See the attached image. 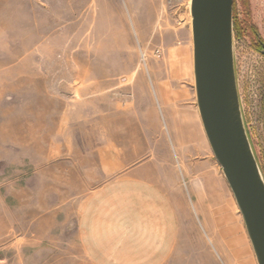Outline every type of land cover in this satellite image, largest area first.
<instances>
[{"label":"rangeland","instance_id":"1","mask_svg":"<svg viewBox=\"0 0 264 264\" xmlns=\"http://www.w3.org/2000/svg\"><path fill=\"white\" fill-rule=\"evenodd\" d=\"M234 22L243 117L253 152L264 167V0H235ZM100 57L119 63L74 64ZM139 79L145 80L143 91L132 88ZM164 79L171 82L162 83ZM163 84L174 87L168 96L180 97V109L190 104L198 113L189 4L172 14L165 12L163 0H0V264H45V237L52 228L53 237L59 238L62 222L73 239L84 198L116 176H86L81 189L65 178L79 159L85 160V169L93 168L89 155L99 148L97 139L108 137L107 130L93 129L94 98L119 110L134 109L135 96L146 97L158 111L155 133L142 130L141 136L164 139L158 149H164L171 162L161 183L187 208L182 236L163 264H257L231 191L239 233L229 217H217L219 233L211 217L202 216L198 175L209 167L199 166L204 152L187 153L184 146L171 145L172 130L156 100L157 86ZM45 96L54 100L49 109L57 120L68 122L67 128H47L51 121ZM51 138L68 144L46 145ZM217 169L222 173L218 164Z\"/></svg>","mask_w":264,"mask_h":264},{"label":"crops","instance_id":"2","mask_svg":"<svg viewBox=\"0 0 264 264\" xmlns=\"http://www.w3.org/2000/svg\"><path fill=\"white\" fill-rule=\"evenodd\" d=\"M75 62L96 66L119 63L113 57ZM144 82V79H139L132 88L143 91L147 88ZM168 82L171 79L162 80V83ZM174 91L170 84L158 85L156 100L166 127L172 130L171 145L184 146L187 153L200 150L205 154L199 166L209 167V170L198 175L203 186L201 200H198L202 216L211 217L218 231L217 217H229L236 222L239 233L241 227L231 207L230 188L217 169V162L207 151L198 113L190 104L180 109V97L168 96ZM49 98L45 96L46 114L51 121L50 125L46 123L47 128H67L68 122L63 117L57 120L55 112L49 109L54 101ZM146 100V97L135 96L134 109L114 110L111 103L107 108L104 104L102 106L104 99L94 98L93 129L107 130L108 137L103 142L97 139L99 148L89 155L93 160L87 162L93 168L85 169V160L79 159L77 168L67 171L65 178L81 189L86 176L102 172L116 176L90 190L84 198L77 211L73 239L64 229L66 223L63 222L59 238L53 237L52 228L49 234L46 233L45 264H163L174 251L182 236L187 208L178 198L170 196L161 183L166 164L171 162L169 154L158 149L159 146L164 147V139L141 136L142 130L154 134L159 122L156 107L149 106ZM62 144L68 142H58L56 138L46 142V145ZM61 175L64 178V174ZM208 177L212 184L206 180ZM31 222L36 229L37 219ZM239 237L243 239V235ZM54 241L58 243L54 244ZM55 245L56 249L53 248Z\"/></svg>","mask_w":264,"mask_h":264},{"label":"water","instance_id":"3","mask_svg":"<svg viewBox=\"0 0 264 264\" xmlns=\"http://www.w3.org/2000/svg\"><path fill=\"white\" fill-rule=\"evenodd\" d=\"M233 4L234 0L189 2L194 92L210 150L234 197L257 264H264V174L240 102Z\"/></svg>","mask_w":264,"mask_h":264},{"label":"built area","instance_id":"4","mask_svg":"<svg viewBox=\"0 0 264 264\" xmlns=\"http://www.w3.org/2000/svg\"><path fill=\"white\" fill-rule=\"evenodd\" d=\"M190 0H163V7L165 12L170 11L172 14L179 12L182 6L186 8V4H189ZM156 55L160 56V50H156ZM125 81V78L122 79Z\"/></svg>","mask_w":264,"mask_h":264},{"label":"trees","instance_id":"5","mask_svg":"<svg viewBox=\"0 0 264 264\" xmlns=\"http://www.w3.org/2000/svg\"><path fill=\"white\" fill-rule=\"evenodd\" d=\"M234 9H235V0H234V4H233V13H234ZM233 26H234L235 29H237L238 28V23L234 22ZM261 169H262V172L264 174V167H261Z\"/></svg>","mask_w":264,"mask_h":264},{"label":"flooded vegetation","instance_id":"6","mask_svg":"<svg viewBox=\"0 0 264 264\" xmlns=\"http://www.w3.org/2000/svg\"><path fill=\"white\" fill-rule=\"evenodd\" d=\"M260 46H261V49H260V50L263 51V50H264V43L261 42V43H260ZM262 54H263V53H262ZM263 55H264V54H263Z\"/></svg>","mask_w":264,"mask_h":264},{"label":"bare ground","instance_id":"7","mask_svg":"<svg viewBox=\"0 0 264 264\" xmlns=\"http://www.w3.org/2000/svg\"><path fill=\"white\" fill-rule=\"evenodd\" d=\"M225 219V218H224ZM223 223V222H222ZM228 225V224H227ZM224 226V225H223ZM226 227V226H225Z\"/></svg>","mask_w":264,"mask_h":264}]
</instances>
